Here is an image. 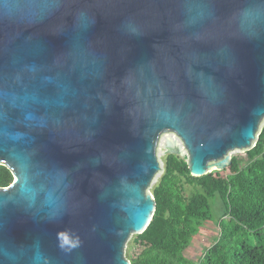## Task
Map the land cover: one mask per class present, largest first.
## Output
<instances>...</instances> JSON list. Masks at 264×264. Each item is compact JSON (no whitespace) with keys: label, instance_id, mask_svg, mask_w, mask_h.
I'll list each match as a JSON object with an SVG mask.
<instances>
[{"label":"water","instance_id":"water-1","mask_svg":"<svg viewBox=\"0 0 264 264\" xmlns=\"http://www.w3.org/2000/svg\"><path fill=\"white\" fill-rule=\"evenodd\" d=\"M264 125V0H0V264H132L176 154Z\"/></svg>","mask_w":264,"mask_h":264},{"label":"trees","instance_id":"trees-1","mask_svg":"<svg viewBox=\"0 0 264 264\" xmlns=\"http://www.w3.org/2000/svg\"><path fill=\"white\" fill-rule=\"evenodd\" d=\"M165 161V171L152 189L157 209L136 238L143 247L129 257L132 264H264V125L256 147L245 159L234 156L231 165L237 169L226 176L219 170L193 176L188 162L176 154ZM13 180L8 166L0 164V187ZM186 185L203 191L187 194ZM214 195L225 203V217L218 240L195 262L185 251L202 223L211 220Z\"/></svg>","mask_w":264,"mask_h":264},{"label":"rangeland","instance_id":"rangeland-1","mask_svg":"<svg viewBox=\"0 0 264 264\" xmlns=\"http://www.w3.org/2000/svg\"><path fill=\"white\" fill-rule=\"evenodd\" d=\"M231 155L233 157L238 156L242 159H245L247 157V151L236 150L231 152ZM236 169H237V165L234 164L220 171V174L222 176H226L230 173L235 172ZM185 189L187 194L191 193L196 189L199 191H203L201 187L195 185L194 186L186 185ZM210 201L212 208V218L211 220H207L202 223L199 232L192 238V245L187 250L186 253L195 262H197L200 259V257H202V255L206 252L208 247H210L218 240L220 233V221L223 217H225V213H226V205L219 195L212 196L210 198ZM137 236L138 234H133L130 237V240L128 241V246L126 248V254L128 257L135 255L143 247L142 244L138 242V240H137L138 244L136 243Z\"/></svg>","mask_w":264,"mask_h":264},{"label":"crops","instance_id":"crops-1","mask_svg":"<svg viewBox=\"0 0 264 264\" xmlns=\"http://www.w3.org/2000/svg\"><path fill=\"white\" fill-rule=\"evenodd\" d=\"M192 245V244H191ZM191 245L186 249L185 253H187V250L191 247ZM188 256V255H187Z\"/></svg>","mask_w":264,"mask_h":264}]
</instances>
